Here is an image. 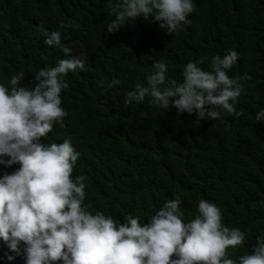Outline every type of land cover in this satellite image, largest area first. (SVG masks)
I'll return each instance as SVG.
<instances>
[{
  "label": "trees",
  "instance_id": "1",
  "mask_svg": "<svg viewBox=\"0 0 264 264\" xmlns=\"http://www.w3.org/2000/svg\"><path fill=\"white\" fill-rule=\"evenodd\" d=\"M13 1L6 0L0 12V83L8 85L23 71L21 83L28 87L35 67L65 58L62 49L41 46L40 27L59 30L72 54L87 61L83 71L65 76L61 106L67 115L42 140L70 138L80 152L72 175L86 178L88 209L117 223L129 214L147 223L178 196L184 219H191L203 198L220 208L225 225L245 232L230 257L250 253L255 237L264 234V122L254 120L264 108V0H194L191 23L172 35L139 17L107 32L109 0ZM229 48L239 56L227 74L247 77L238 117L197 120L194 113L152 105L147 97L125 102L136 83H146L154 61L163 60L167 77L181 81L187 62L203 58L199 66L210 70V58ZM113 78L120 83L107 87ZM17 166L0 165V174ZM4 250L0 244V255ZM0 264H23V258Z\"/></svg>",
  "mask_w": 264,
  "mask_h": 264
},
{
  "label": "clouds",
  "instance_id": "2",
  "mask_svg": "<svg viewBox=\"0 0 264 264\" xmlns=\"http://www.w3.org/2000/svg\"><path fill=\"white\" fill-rule=\"evenodd\" d=\"M5 1L0 0V12ZM109 4L113 18L106 25L107 32L139 17L158 22L160 29L172 35L191 23L188 17L195 9L194 0H109ZM11 10L7 15H12ZM40 33L44 37L41 46L62 49L65 58L53 66L35 67L28 87L21 83L23 71L9 78L11 87L0 83V165H18L0 174V244L5 249L0 260L22 257L23 264H264V234L255 237L250 253L231 258L229 250L244 242L245 232L225 225L220 208L203 198L191 219H184L178 196L166 200L147 223L131 214L117 223L111 215L88 209L84 204L86 178L72 175L80 152L70 138L47 144L42 140L67 115L61 106V92L68 87L65 76L83 71L87 61L72 54L59 30L40 27ZM238 56L235 49H225L223 55L210 58V70L199 66L203 58L189 61L181 81L167 77L163 60L154 61L146 83H136L125 102L143 103L147 97L152 105L163 110L173 106L178 113H194L197 120L238 117L236 104L247 77L227 74ZM119 83L113 78L106 86ZM254 120L264 122V108L255 113Z\"/></svg>",
  "mask_w": 264,
  "mask_h": 264
}]
</instances>
